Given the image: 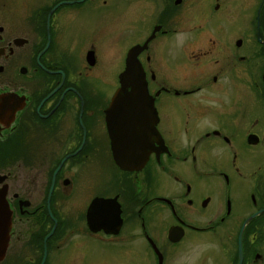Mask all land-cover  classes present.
<instances>
[{
  "label": "flooded vegetation",
  "instance_id": "flooded-vegetation-1",
  "mask_svg": "<svg viewBox=\"0 0 264 264\" xmlns=\"http://www.w3.org/2000/svg\"><path fill=\"white\" fill-rule=\"evenodd\" d=\"M133 48L155 131L112 140ZM0 189V264H264V0H0Z\"/></svg>",
  "mask_w": 264,
  "mask_h": 264
},
{
  "label": "water",
  "instance_id": "water-1",
  "mask_svg": "<svg viewBox=\"0 0 264 264\" xmlns=\"http://www.w3.org/2000/svg\"><path fill=\"white\" fill-rule=\"evenodd\" d=\"M135 48L127 52L125 67L119 76V87L112 94L104 110L105 128L111 139L119 136L121 132L136 136L137 138L150 135L155 131V110L152 100L148 96L142 71L133 60ZM138 161L146 156L145 149L137 150ZM115 163L122 169H130V152L123 149H112ZM4 191L0 189V259L4 253L10 225V212L4 200Z\"/></svg>",
  "mask_w": 264,
  "mask_h": 264
},
{
  "label": "rangeland",
  "instance_id": "rangeland-1",
  "mask_svg": "<svg viewBox=\"0 0 264 264\" xmlns=\"http://www.w3.org/2000/svg\"><path fill=\"white\" fill-rule=\"evenodd\" d=\"M235 26H238V23H235L234 27ZM127 39H128L127 37H124L123 35H119L117 37V42H119L120 45H122V44L124 45L126 43ZM109 71L110 70H108V69L106 70V75H108V73H110ZM172 114L175 117H180L181 116L180 111H173ZM203 120H206L204 116H202V117L201 116L193 117L192 115H190V118H188V125H190L191 128L202 126V125L205 124V122ZM164 124H165V120L163 121V126H164ZM122 264H124L123 261H122Z\"/></svg>",
  "mask_w": 264,
  "mask_h": 264
}]
</instances>
